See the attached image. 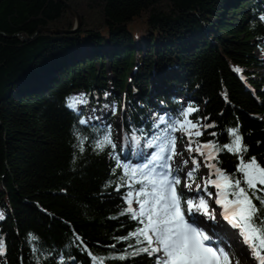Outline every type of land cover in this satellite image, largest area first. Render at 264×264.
<instances>
[{
    "label": "trees",
    "instance_id": "1",
    "mask_svg": "<svg viewBox=\"0 0 264 264\" xmlns=\"http://www.w3.org/2000/svg\"><path fill=\"white\" fill-rule=\"evenodd\" d=\"M65 2L80 14L82 28L33 37L41 28L72 30L75 19L58 0H0V210L5 215L0 264H37L33 244L52 252L41 256L40 264H57L61 252L76 257L66 264H92L88 251L103 264H152L154 257L146 254L108 259L134 243L116 238L139 225L119 215L126 205L106 186L118 183L120 175L109 149L93 150L94 129L105 126L79 124L84 113L68 108L66 101L84 92L92 103L120 104L132 146L133 135L144 144L141 129L152 131L157 114L178 118L183 106L177 94L199 109L190 119L207 116L204 123L216 124L195 140L223 146L231 139L228 130L238 125L248 146L245 159L259 161L264 156V62L256 51L264 53V0ZM19 33L33 38H7ZM107 64L113 80L106 79ZM236 67L242 71L235 72ZM76 129L88 137L84 152L74 147ZM113 139L117 143L114 132ZM116 152H121L118 143ZM238 162L231 153L219 154V166L229 173ZM29 233L39 240L30 243ZM74 233L88 251L77 247Z\"/></svg>",
    "mask_w": 264,
    "mask_h": 264
},
{
    "label": "snow or ice",
    "instance_id": "2",
    "mask_svg": "<svg viewBox=\"0 0 264 264\" xmlns=\"http://www.w3.org/2000/svg\"><path fill=\"white\" fill-rule=\"evenodd\" d=\"M260 19L264 21V16ZM234 71L240 73L242 70L236 67ZM86 103L84 94L69 97L66 101L67 107L73 111ZM112 108L115 111V105ZM198 111V108L187 105L180 109L178 118L161 117L152 131L141 129L144 144L152 151L144 153L142 162L135 165L122 157V149L116 152L117 143L114 142L110 124L103 130L94 129L98 134L94 137L93 150L102 153L109 149L108 155L116 162L114 167L120 169L119 182L109 181L106 185L120 193V199L126 205L120 209L119 215L129 216L139 225L127 236L116 238L118 242L133 239L134 243L128 244L121 254L111 255L108 259L125 260L146 254L154 257L152 264H241L244 257L251 256L258 264H264V156L259 161L255 156L245 159L248 146L238 125L228 130L231 139L223 146L215 140L198 142L193 139L204 136L209 128H216L215 122H203L210 119L207 116L196 117L195 121L190 119ZM91 119L95 117L79 119L78 123L86 125ZM178 132L182 134L179 137L176 135ZM74 135L78 141L74 147L84 152L88 137L81 135L80 129H76ZM207 135L214 137L217 133L208 132ZM131 139L138 141L140 138L133 135ZM222 151L235 155L239 161L231 173L219 166ZM193 152L204 159L190 155ZM186 153L189 155L186 156ZM188 165L192 167L185 170ZM201 166L210 169V172L207 176L201 175V183H196ZM112 175L117 174L113 171ZM182 181L183 188L180 187ZM209 186L217 190L212 206L209 198L213 197V193L208 191ZM121 188L127 190L121 192ZM188 193L196 195L189 196ZM254 200L259 201L260 208ZM134 203L136 207H133ZM215 205H219L222 220L227 224L217 221L216 227L209 232L201 216L215 221ZM4 219V212L0 211V221ZM221 229L223 233H220ZM231 229L239 231L232 233ZM28 236L30 243L39 240L35 234L29 233ZM237 237L247 245V252L243 248L239 253L235 250L230 241H235ZM74 239L78 248L88 251L85 241L78 234L74 233ZM109 247L115 248L116 245ZM4 251L5 242L0 237V255ZM32 252L37 264H40L41 256L52 255V252L45 253L35 244ZM37 253L40 255L37 256ZM88 254L92 264H103V258L98 259L90 251ZM66 259L75 261L76 257H66L61 252L57 264H66Z\"/></svg>",
    "mask_w": 264,
    "mask_h": 264
},
{
    "label": "rangeland",
    "instance_id": "3",
    "mask_svg": "<svg viewBox=\"0 0 264 264\" xmlns=\"http://www.w3.org/2000/svg\"><path fill=\"white\" fill-rule=\"evenodd\" d=\"M82 19V18H81ZM143 34H141V39H143ZM141 39H138V43H140ZM142 47V44H139ZM257 56L259 57V59L263 60L264 62V53L261 50H257L256 51ZM98 68L100 69V66H98ZM104 73L106 74V79L108 80H113L114 76L110 70L109 65H105L104 68ZM154 88V87H153ZM80 94H84L87 103L80 105L77 107L76 111L77 113H84L83 119H88L90 116H94L95 119H91L89 121V125H101V126H107V125H111L113 132L115 134V139L118 143V145L121 147V149L123 150V155L127 157V160L129 162H131L133 165L141 163L143 160V154L148 152V151H152V149H149L147 147V145H144L143 142L141 140H138L135 142L134 145L130 146L129 141L127 139L126 134L123 131V126H122V116H121V105L118 104L117 102H108V103H92L89 100V97L84 93V92H76L73 94V96H78ZM72 96V97H73ZM175 97H179L180 101H182V106L186 107L187 105H190V102L188 99H186L185 97H182L180 95L175 94ZM109 105L108 108H105L104 105ZM115 105V111H113L112 106ZM161 117H163L164 119H168L169 117H172L170 115H166V114H157L154 119H153V123L155 124ZM173 119H175L174 117H172ZM176 135L179 137L182 134L181 133H176ZM197 137H193V139H195ZM186 139L185 138V143H186ZM177 146L179 148L180 146V141H177ZM189 155L186 153V156ZM192 156H196L197 159L199 160H203L204 157H200L198 156L195 152H193L192 154H190ZM192 167V165H188V167L185 170H188ZM210 172V169L205 168L203 166H201L199 172L197 173V179H196V183H201L200 180V176L204 175L207 176V174ZM183 181L181 183V188H183ZM193 187H195V184H193ZM216 189L212 187L211 192L215 193ZM203 194V193H201ZM189 196L192 195H196V193H188ZM206 196V194H205ZM207 198V196H206ZM216 198V195H213L212 198H209V203L210 206H212V201ZM133 207H136L135 203L133 204ZM217 211H216V217L218 215L219 212H221L219 205H215ZM1 211V210H0ZM210 219L206 218V222H209ZM217 221H219V218L215 220V223H217ZM220 222L222 223L221 219ZM244 245V244H243ZM245 246V250L248 251L247 245ZM239 253V252H238ZM245 261L247 262V264H258V262H256L251 256L250 258H243L241 261V264H245Z\"/></svg>",
    "mask_w": 264,
    "mask_h": 264
},
{
    "label": "water",
    "instance_id": "4",
    "mask_svg": "<svg viewBox=\"0 0 264 264\" xmlns=\"http://www.w3.org/2000/svg\"><path fill=\"white\" fill-rule=\"evenodd\" d=\"M58 1H60L62 4H64L65 7L67 8V10L70 12V14L74 17V19H75L74 29H72V30H60V29H57V28H41V29H39L36 32V34L33 37H35L38 34H43V33H50V34H55V35L73 34V33L78 32L82 28L83 21L81 19L80 14L76 10H74L69 4H67L65 2V0H58ZM3 36L7 37L5 35H3ZM13 37H17L20 40H22L23 42H28V41H30L33 38V37H30L27 34H21V33L15 34L12 37L8 36L7 38L10 39V38H13Z\"/></svg>",
    "mask_w": 264,
    "mask_h": 264
},
{
    "label": "bare ground",
    "instance_id": "5",
    "mask_svg": "<svg viewBox=\"0 0 264 264\" xmlns=\"http://www.w3.org/2000/svg\"><path fill=\"white\" fill-rule=\"evenodd\" d=\"M206 218L207 217H203V216H201V219L205 222V225H206V227L208 228V231L209 232H212V230L216 227V223H215V221L214 220H209V222H206ZM217 219L219 218V222H220V219H221V221H222V224H225L224 222H223V220H222V217H221V214H220V212L218 213V215H217V217H216ZM226 225V224H225ZM230 227V226H229ZM223 229H221L220 230V233H223ZM231 232L232 233H237L238 231H237V229H231ZM214 235L216 234V233H213ZM232 244H233V247L235 248V250L237 251V252H239V250L241 249V248H243L244 249V251L245 252H247V250H245V244L242 242V240L239 238V237H237L236 238V240L235 241H230ZM244 244V245H243ZM245 258H250V256H247V257H245Z\"/></svg>",
    "mask_w": 264,
    "mask_h": 264
}]
</instances>
